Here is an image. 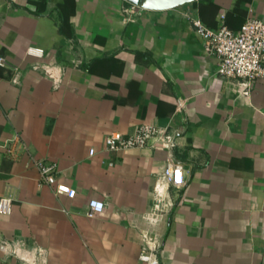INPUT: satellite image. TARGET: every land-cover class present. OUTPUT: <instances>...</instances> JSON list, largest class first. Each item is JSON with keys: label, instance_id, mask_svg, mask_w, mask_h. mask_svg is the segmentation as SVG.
I'll use <instances>...</instances> for the list:
<instances>
[{"label": "crops", "instance_id": "obj_1", "mask_svg": "<svg viewBox=\"0 0 264 264\" xmlns=\"http://www.w3.org/2000/svg\"><path fill=\"white\" fill-rule=\"evenodd\" d=\"M132 2L0 0V200L13 204L0 264H142L144 250L160 264H264V81L247 96L221 78L192 24L238 30L264 19V0L128 18ZM141 126L176 146L107 150ZM171 158L181 189L160 179ZM39 160L76 195L41 184ZM91 200L105 204L94 218Z\"/></svg>", "mask_w": 264, "mask_h": 264}, {"label": "built area", "instance_id": "obj_2", "mask_svg": "<svg viewBox=\"0 0 264 264\" xmlns=\"http://www.w3.org/2000/svg\"><path fill=\"white\" fill-rule=\"evenodd\" d=\"M136 8H141L132 2L125 12L128 18ZM192 24L196 33L203 39L206 50L215 55L219 61L217 74L227 80L235 82L248 96L255 84L264 81V19L249 18L240 29L232 30L227 26L218 29L207 27L200 19L194 18ZM40 55L39 50L33 51ZM9 67L6 57L0 56V68ZM184 108L183 102L178 104V111ZM156 142L166 150L176 146L175 139L166 128L159 126H141L133 135L112 133L106 138V148L110 152L143 149ZM37 167L40 172L41 184L49 186L56 195L74 197L76 192L67 184L59 183L56 174L58 166L53 161L39 160ZM184 164L171 158L168 160L161 180H166L173 188L181 189L184 186ZM12 199L5 197L0 200V215L12 212ZM105 209V204L98 200L89 202L88 216L94 218ZM142 264H160L156 257V250H144L140 254Z\"/></svg>", "mask_w": 264, "mask_h": 264}, {"label": "water", "instance_id": "obj_3", "mask_svg": "<svg viewBox=\"0 0 264 264\" xmlns=\"http://www.w3.org/2000/svg\"><path fill=\"white\" fill-rule=\"evenodd\" d=\"M193 1L194 0H135L141 8L151 11L170 10L192 3Z\"/></svg>", "mask_w": 264, "mask_h": 264}, {"label": "trees", "instance_id": "obj_4", "mask_svg": "<svg viewBox=\"0 0 264 264\" xmlns=\"http://www.w3.org/2000/svg\"><path fill=\"white\" fill-rule=\"evenodd\" d=\"M231 29V28H230ZM233 30V29H232Z\"/></svg>", "mask_w": 264, "mask_h": 264}]
</instances>
